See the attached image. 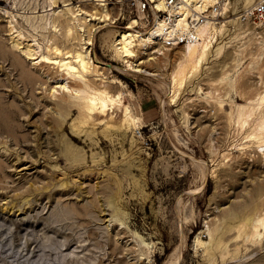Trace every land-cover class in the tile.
I'll use <instances>...</instances> for the list:
<instances>
[{
  "label": "rangeland",
  "instance_id": "1",
  "mask_svg": "<svg viewBox=\"0 0 264 264\" xmlns=\"http://www.w3.org/2000/svg\"><path fill=\"white\" fill-rule=\"evenodd\" d=\"M52 1L0 0V42L19 52L37 71L42 65L40 57H30L28 45L37 47L38 54L54 43L62 49L66 45L81 49L88 25L99 20L100 13L92 14L94 9L106 7L114 21H102L104 25L94 31V42L88 48L94 62L107 65L104 73L93 71L87 77L100 79L103 75L112 92L123 90L126 102L131 101L135 112L143 116L144 125L126 134L111 131L107 136L102 121L92 126L94 139L73 135L70 125L77 110L61 125L55 120L62 116L54 109L55 99L49 93L56 67L51 65L54 71L46 76L47 82L32 83L21 77L13 54L0 50V264H168L171 252L179 246V264H264V235L255 245L247 236L245 241L243 236L235 240L236 229L226 230L227 225L238 222L229 216L230 211L241 213L254 206V201L264 202V191L259 196L255 188L264 185V167L254 155L232 148L241 134L226 117L230 104L222 108L206 93L197 96L198 83L203 82L206 90L213 86L210 81L216 70L201 80L195 78L178 102L170 103L163 83L170 81L168 77L134 71L115 53V34L125 29L128 17L134 15L126 4L118 0H57L50 5ZM243 5V0L236 4L238 8ZM66 24L71 26V35H66ZM239 25L251 30L244 23ZM237 26L231 27L235 32L227 36H232L234 44L230 42L227 54L220 59H232L238 43L237 37L233 38ZM249 35L253 39L247 41L245 52L257 51V38ZM181 48L180 44L160 54L166 70L180 58ZM250 55L234 73L238 82L232 96L237 103L255 94L260 86L258 75H264V58L251 70L246 66ZM56 93L61 96L64 92ZM228 100L231 97L225 98ZM121 114L114 109L115 121ZM95 118L107 119L101 114ZM7 122L23 124L16 137L6 130ZM64 133L73 135L83 147L84 161L65 158L61 151ZM257 196L263 198L257 201ZM210 223L225 227L226 231L216 226L218 234L225 231L224 237L232 236L225 238V248L230 244V249L224 248V255L220 249H214L213 255L206 247L195 245L197 234L209 239L206 224ZM139 235L150 241L149 248L142 245ZM141 251L152 254L151 261L140 260Z\"/></svg>",
  "mask_w": 264,
  "mask_h": 264
},
{
  "label": "bare ground",
  "instance_id": "2",
  "mask_svg": "<svg viewBox=\"0 0 264 264\" xmlns=\"http://www.w3.org/2000/svg\"><path fill=\"white\" fill-rule=\"evenodd\" d=\"M253 1L254 0H243L245 6L250 5ZM56 2L57 0H53L52 2H50V5L55 4ZM239 2L240 0H237L236 4ZM97 13H100L98 17L99 20L91 23V25H88V29H87L88 35H87V39L85 40L86 44L85 46H82L81 49L74 47L72 45L71 46L66 45L65 47L66 49H62V47L58 43H54L50 47L47 46V51H43V52L41 51L38 54L37 47L32 48L31 45H28V50H29L28 53L30 57L33 58L40 57V60L38 61H40L42 65L41 67H38L37 71L33 70L31 67H29L26 64L25 57H23L19 52L7 49L4 46V44L0 42V50L5 53H7V51H10L13 54V63L16 66L20 65V75L25 80H29L32 83L33 82L37 83L39 80H42V82H47L48 77L46 76H48L51 72L53 73L54 70H51L52 66L56 67L54 74L55 80L51 81L53 83L50 84L49 93L50 96L54 97L55 99V103L57 107L55 106L54 109L60 110L63 117L58 116L55 118L54 115V118L56 122H58L61 125L63 124L64 119L72 111L77 110L78 114L75 120H73V122L70 125L71 128L70 132L73 135H77V136H79L80 134L81 135L85 134L87 135L86 138L89 137L90 139L95 138L94 137L95 128H93L92 126H95L97 125V123L102 121L106 123V127L102 129V132L107 136L110 135L111 131L117 132L118 130H121L124 134H126L128 130L132 128L138 129L144 125L143 116L141 114H138L137 111H136L137 113L135 112L131 104L132 103L131 101L126 102L124 98L125 93L123 90H117L116 92H112L111 89L109 88L110 84H108L107 81L103 80L104 78L103 75L100 76V79H95L92 76L91 78L90 76L87 77V75L90 73L92 74L93 71H95L96 74L104 73L103 68H105L106 67L105 65H107V63L104 61H98L97 63L94 62L93 57L90 54V50L88 47L90 44L94 42V31L97 30V28H99L100 26L107 24L111 19L114 21V17L106 7H104L102 10L96 8L94 9L92 14H97ZM234 19L231 21H234ZM102 21L104 22V24L102 23ZM138 23H139V19L137 18V16L131 15L130 17H128V22L125 25L126 28L119 30L115 34L114 47H115L116 55L124 59L127 63L130 64V66L132 65L134 71L145 72L150 75L163 74L164 76L162 75L161 78L168 77L170 81L167 82V80H163V83L168 87L170 103L178 102V99H180L179 97L182 94L186 85L187 84L190 85V83L192 84L195 78L201 80L205 76L206 77L210 76L208 74L209 71L216 70V76L211 77L210 82L213 86L210 89L206 90L205 87L203 86V82L200 84L197 82L198 83L197 96L198 98H200L201 96H203L202 93H206L207 95L213 98V100L216 102L218 106L222 108L224 106L225 108H227L226 105L230 104L229 105L230 108L228 109L224 108L226 110V117L229 119L228 122L229 121L231 122V124L230 123L228 124L236 128L238 135L241 134V136L235 140L236 142H233L232 148L238 147V149L240 150L242 149L243 151L245 150L251 155H254L255 157H257V159L264 167V75L262 74L258 75L259 78L256 80V82L257 83L260 82V86L258 87L255 94L253 96L251 95L252 97L249 98L246 97V100L244 102L237 103L234 100V97L232 96L233 90L235 91L237 90L236 81L238 79L237 76H234V73L239 72L240 67L246 61L245 56L247 54H251L250 56L252 58L246 65L251 70L255 69L257 64H259V61H261V59L264 58V37H260V38L256 37L257 38L256 42L259 44L257 51L252 49L248 52H245V48L248 46L247 41L253 38L250 35L249 37L247 36V34L250 33V30L248 28L240 27V25L238 24L237 27H239V30L237 31L236 29V34L233 33V38L237 37L238 43H236L237 45L234 47L232 51L233 53L232 59L227 61L226 57L225 59L224 58L220 59V58L223 56V54H227L225 53L227 51L225 49L227 46L229 47V45H231L230 42H233L234 40H232V36H230V38L227 37L229 39L226 40L219 39V34L220 33L223 34V31L227 29L226 22L222 24L206 23L200 29V35L202 36V39L194 42H189L186 44H181L182 48L179 52L180 58L171 64L172 67L170 70H166L165 66L161 65V63H164V61L163 59L159 58L160 54L161 53L166 54L165 51L166 49L178 47L180 46V44H172L170 46H167L160 38L155 36V29H153V27L146 28L145 30H141L140 28L137 27ZM66 26H67L66 27L67 31L65 30L67 33L66 35H71V26L68 24H66ZM156 53H158L159 55H157ZM152 54H154L153 57H150ZM156 71H158V73ZM213 74H215V72ZM58 90H62L64 93H62V95L59 96L56 93V91ZM226 97H231V100L225 101ZM115 108H118L122 113L118 121H115L113 115ZM16 113L18 112H15L13 114L15 115ZM20 114H24V113L22 112ZM100 114L105 115L107 119L104 120V118L102 119L100 118L98 120L97 118H95L96 115H100ZM6 115L9 116V114L7 113ZM184 115L186 116L189 115V112H187L185 109H184ZM215 126L217 127V124H215ZM215 126H213V128ZM18 127H23V124L8 123L5 128L9 132V134L11 133L15 136V132L20 129ZM69 135L64 133L61 139V151L63 155L65 156L66 159L70 160L71 162L84 161L86 159V154L84 152L83 147L77 143L73 135L72 136ZM211 138H214V136ZM240 138L241 141L238 140ZM131 140L132 143L135 142L134 137H132ZM92 157L94 160L96 159L95 153L92 155ZM203 160L201 162H203ZM201 171L203 170L201 169ZM204 172L205 171H203L202 173L204 174ZM259 183L257 182V184ZM262 185L263 184L257 185L255 187L256 194L259 196L260 195L263 196L262 193L264 191V187H263L264 185L263 186ZM197 190H199V187H197ZM255 198H257L258 201L259 199L261 200L263 197L258 198L257 196ZM261 201L259 202L254 201V206L251 203L252 207H250L249 209L246 208L247 210L244 209L245 211H242L241 213L229 210L231 212L229 213V216L233 219H237L238 222L237 223L234 222L230 225H227L226 230L232 232L230 230L236 229L235 233H234L235 230H233L234 233L233 237L235 238V240L236 238L239 237L242 238L241 236H243V239L245 241V237L247 236L249 240L254 239V242L252 243H254L255 245H256L255 241H258V239H259L258 242H260V237L264 235V202ZM248 204L250 206V203ZM245 207H247V205ZM259 209L260 212L258 211ZM227 218L229 219L228 216ZM221 219L223 220L225 218L222 217ZM216 224L214 225L215 228L213 225H211V223L206 224L207 226L206 228L208 229L207 233L209 234V239L208 240L203 239L201 238V234L200 235L197 234L195 239L197 244L195 245L200 244L201 247L203 246L206 247L205 250L208 251L207 253L210 252L213 255L215 253L213 251L214 249H220L218 250L220 251L219 253L224 255V252L230 246V244H228L229 246L225 248L226 246L225 238L228 239L231 235H229L228 237H224L225 235L224 232L226 230L224 229L225 227L223 228V226L222 228L225 231L221 232V234H218L217 230L218 227L220 228V226ZM210 225L213 226L212 229ZM206 228L205 230L207 231ZM223 229L220 228V230ZM231 239L233 240V238ZM248 239H246V241ZM140 240L143 246L148 248L151 246L150 241L149 242L145 241L144 238L141 236H140ZM230 241L231 240H229V243ZM211 242L214 243V245L212 244L213 245L212 247L210 246ZM141 252H139V254L141 253L140 255L141 257H139L140 260H143L141 258H147L148 262L151 261L152 254H150L149 252L146 253L143 251ZM228 252L229 251H227V254ZM233 254L235 253L233 252ZM208 255L210 257V254ZM223 257L224 256H222V258ZM180 259H181V247L179 246L175 250L173 249V252H171L170 258L167 263L179 264Z\"/></svg>",
  "mask_w": 264,
  "mask_h": 264
},
{
  "label": "built area",
  "instance_id": "3",
  "mask_svg": "<svg viewBox=\"0 0 264 264\" xmlns=\"http://www.w3.org/2000/svg\"><path fill=\"white\" fill-rule=\"evenodd\" d=\"M118 1L126 4L130 12L137 16L138 25L144 30L153 27L155 36L167 46L202 39L200 29L206 23L226 22L227 29L219 34V39L234 31V25L243 23L251 27L249 34L264 37V0H254L242 8L236 6L235 0Z\"/></svg>",
  "mask_w": 264,
  "mask_h": 264
}]
</instances>
